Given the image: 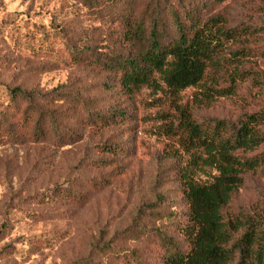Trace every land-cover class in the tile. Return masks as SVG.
<instances>
[{
	"label": "rangeland",
	"instance_id": "374dc122",
	"mask_svg": "<svg viewBox=\"0 0 264 264\" xmlns=\"http://www.w3.org/2000/svg\"><path fill=\"white\" fill-rule=\"evenodd\" d=\"M217 8L231 24L264 26V0H228ZM51 23L77 46H107L109 30L76 0H0V111L8 106L7 91L32 92L76 135L62 149L30 137L0 146V264H162L168 241L183 248L175 229L186 213L176 181L179 137L170 129L175 111L155 101L160 94L142 90L127 100L115 85L105 88L99 70L71 65ZM42 33L53 51L38 52ZM197 92L188 89L179 101L197 121H234L250 110L245 89L207 109L193 106ZM82 104L124 116L92 128L80 123L88 115ZM105 145L120 151L108 154ZM260 198L264 173H249L226 211H249Z\"/></svg>",
	"mask_w": 264,
	"mask_h": 264
},
{
	"label": "trees",
	"instance_id": "16d2710c",
	"mask_svg": "<svg viewBox=\"0 0 264 264\" xmlns=\"http://www.w3.org/2000/svg\"><path fill=\"white\" fill-rule=\"evenodd\" d=\"M76 1L109 31L107 36L103 32L105 47L93 42L77 46L75 38L63 40V30L51 23V36L64 43L71 65L99 70L107 76L105 88L112 92L115 85L127 100L142 90L160 94L155 101L175 111L176 125L170 129L179 137L176 181L186 213L175 229L183 248L168 241L162 264H264V198L249 211H226L245 176L264 173V69L258 62L264 60V26L231 24L217 10L228 0ZM41 36L38 52L53 51L47 35ZM194 88L197 109L245 89L250 110L234 121H197L179 104L181 94ZM6 93L0 146L20 144L25 137L51 141L56 149L70 146L75 132L49 102L37 105L34 93L18 88ZM112 110L104 114L82 104L88 115L80 123L103 127L124 116L123 110ZM18 115L20 120H14ZM102 149L112 155L120 151L112 145Z\"/></svg>",
	"mask_w": 264,
	"mask_h": 264
}]
</instances>
